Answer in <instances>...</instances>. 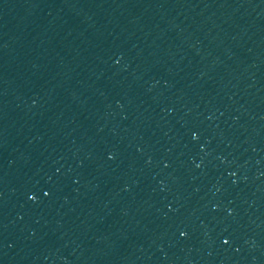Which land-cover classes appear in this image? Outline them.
<instances>
[{
	"label": "water",
	"instance_id": "obj_1",
	"mask_svg": "<svg viewBox=\"0 0 264 264\" xmlns=\"http://www.w3.org/2000/svg\"><path fill=\"white\" fill-rule=\"evenodd\" d=\"M0 264H264V0H0Z\"/></svg>",
	"mask_w": 264,
	"mask_h": 264
}]
</instances>
